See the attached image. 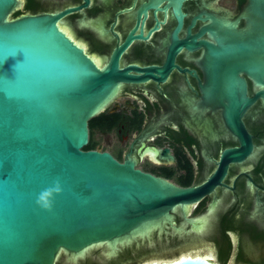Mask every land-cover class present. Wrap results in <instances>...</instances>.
<instances>
[{"label": "water", "instance_id": "water-1", "mask_svg": "<svg viewBox=\"0 0 264 264\" xmlns=\"http://www.w3.org/2000/svg\"><path fill=\"white\" fill-rule=\"evenodd\" d=\"M20 5L0 0V264H126L184 242L157 227L173 225L170 211L211 192L228 161L250 153L242 117L264 90L249 97L239 72L264 85V60L240 56L249 50L237 41L203 42L202 91L222 109L240 147L224 150L202 185L180 187L135 168L131 159L83 149L88 121L119 81L137 77L118 69L114 55L121 48L99 68L61 25L78 7L12 17ZM227 256L216 259L225 263ZM154 259L165 258L139 264H213Z\"/></svg>", "mask_w": 264, "mask_h": 264}, {"label": "flooded vegetation", "instance_id": "flooded-vegetation-1", "mask_svg": "<svg viewBox=\"0 0 264 264\" xmlns=\"http://www.w3.org/2000/svg\"><path fill=\"white\" fill-rule=\"evenodd\" d=\"M29 1L35 10L26 8ZM49 1L48 6L24 0L18 10L78 7L61 25L99 68L121 48L114 55L118 69L137 77L119 81L93 124L88 122V150L107 151L120 162L131 159L143 172L194 187L217 171L224 150L240 147L222 109L214 108L202 91L203 42L237 41L249 50L240 56L264 60V0ZM239 75L249 97L264 90L250 74ZM242 121L251 137L250 153L228 161L211 192L170 211L173 225L157 227L184 239L181 253L212 248L220 258L234 251L238 264H264V97L254 100ZM198 224H203L201 230ZM209 233L212 240L206 239ZM204 240L206 251L194 248Z\"/></svg>", "mask_w": 264, "mask_h": 264}, {"label": "rangeland", "instance_id": "rangeland-1", "mask_svg": "<svg viewBox=\"0 0 264 264\" xmlns=\"http://www.w3.org/2000/svg\"><path fill=\"white\" fill-rule=\"evenodd\" d=\"M40 1H42V3L44 5H48V6L51 5V2L49 0H40ZM23 5H24V0H21V5H20L19 9H23ZM11 16L13 17L14 15L12 14ZM207 240H210V239H207ZM207 240H204L198 244H194V248H198L202 252L206 251V249H205L206 247H204V244H206V242H208ZM183 244H184L183 242L176 244L174 246H171V247H168L166 249L155 252L156 254L152 253L153 255L150 254V255L144 256L142 258L136 259L134 261L128 262L126 264H139L141 261H144L145 259L148 260V259H153V258H165V259L176 258V256L181 255L180 251L182 250L181 246H183ZM190 248H193V247L190 246V247H187L186 249H190ZM233 250H235V249H233ZM182 252L185 253L186 250H183ZM233 254H234V251H232L230 254H228L226 262L224 264H238V259L236 257H232ZM216 257H217V255L215 254V260H217Z\"/></svg>", "mask_w": 264, "mask_h": 264}, {"label": "bare ground", "instance_id": "bare-ground-1", "mask_svg": "<svg viewBox=\"0 0 264 264\" xmlns=\"http://www.w3.org/2000/svg\"><path fill=\"white\" fill-rule=\"evenodd\" d=\"M185 257H196V258H201V259H204V260H210L211 263L213 264H218L216 261H215V254H214V251L212 248H210L208 251L202 253V254H199V253H195V254H192L190 252H187V253H182L181 255H179L178 257L176 258H173L171 260H166V259H154V261L156 262H162V261H175V260H178V259H184Z\"/></svg>", "mask_w": 264, "mask_h": 264}, {"label": "trees", "instance_id": "trees-1", "mask_svg": "<svg viewBox=\"0 0 264 264\" xmlns=\"http://www.w3.org/2000/svg\"><path fill=\"white\" fill-rule=\"evenodd\" d=\"M35 6H36V5H35L32 1H29V2L26 4V8H27V9H31V8H33V10H35V9H34ZM35 8H36V7H35ZM31 10H32V9H31ZM20 14H21V13H20V10H17V11H15V12L13 13L14 16H17V15H20ZM96 118H97V117H93V118H91L88 122H90V124L92 125ZM90 147H91V146H90L89 144H87L86 146L83 147V149L87 150V149H89Z\"/></svg>", "mask_w": 264, "mask_h": 264}]
</instances>
